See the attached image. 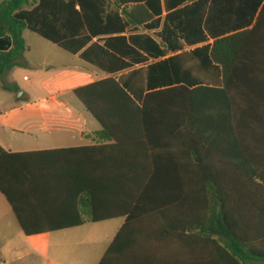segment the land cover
Here are the masks:
<instances>
[{"label": "trees", "instance_id": "trees-1", "mask_svg": "<svg viewBox=\"0 0 264 264\" xmlns=\"http://www.w3.org/2000/svg\"><path fill=\"white\" fill-rule=\"evenodd\" d=\"M31 2H0V36L13 41L0 51V78L24 65L26 29L50 39L40 12L54 10L56 0L26 10ZM160 12V0H147L124 17L109 15L119 35L81 54L112 74L74 90L101 123L100 142L25 152L0 144V191L27 235L83 225L84 215L93 222L124 217L99 264H264L262 22L215 40L211 57L222 67L223 86L151 81L139 104L113 75L148 58L122 33ZM87 42L61 46L76 53ZM151 73L168 82V62L152 64ZM2 87L19 89L5 81ZM50 203L70 221L30 219Z\"/></svg>", "mask_w": 264, "mask_h": 264}, {"label": "crops", "instance_id": "crops-1", "mask_svg": "<svg viewBox=\"0 0 264 264\" xmlns=\"http://www.w3.org/2000/svg\"><path fill=\"white\" fill-rule=\"evenodd\" d=\"M146 1L56 0L54 10L49 8L47 12H40L42 21L48 26L50 39L26 29L24 37L28 50L24 55V65L15 66L0 78V88L14 94L13 104L17 99L28 96L44 104L28 113H20L21 108L18 107L0 112V144L6 150L39 151L92 146L100 142L96 134L103 128L101 123L78 99L74 90L112 74L85 60L81 54L95 43L107 47L106 42L119 35L117 30H112L106 17L113 13L124 17L126 9L146 4ZM39 4L40 0H32L25 9L35 11ZM160 9L161 12L154 19L143 25L128 27L122 33L132 46L148 58L145 64H136L113 75L139 104L151 88V81L155 83L153 87L189 80L195 84L223 86L222 67L211 57L215 40L250 30L259 21L262 22L260 45L264 54V0H160ZM86 38H90V42L84 43V48L76 53L61 46V43H68L70 47H79ZM12 46L10 36H0V51H9ZM164 61L168 62L170 78L168 82L157 83L161 78L152 75L151 65ZM26 71L30 75L24 73ZM3 81L17 85L19 89L6 90L2 87ZM75 98L81 102L83 109L76 106L79 114L73 120H64L59 111L68 110ZM50 101L58 103L51 104ZM60 208L57 203L43 204L38 211L30 213V219L47 224L70 221ZM87 216L84 215V224L80 226L27 235L0 191V219H16L32 246V250L19 251L13 258L15 260L32 258L44 264H69L75 251H71L67 240L82 231ZM113 220L120 222L111 232L107 247L92 264H99L126 219L120 217L94 222ZM94 240L91 244H95ZM82 260L84 264H90L85 262L86 257H82Z\"/></svg>", "mask_w": 264, "mask_h": 264}, {"label": "rangeland", "instance_id": "rangeland-1", "mask_svg": "<svg viewBox=\"0 0 264 264\" xmlns=\"http://www.w3.org/2000/svg\"><path fill=\"white\" fill-rule=\"evenodd\" d=\"M24 73L30 75L28 71ZM12 95L14 94L0 88V112L3 113L6 110L18 107L21 108L20 113H28L35 109V107L44 104L30 96L24 99H17L16 104H13ZM49 103L57 104L58 102L50 101ZM76 106L83 109L81 102L75 98L68 110L62 109V111H59L62 118L64 120H73L79 114ZM88 218L87 216L86 225L82 231L79 234L70 236L67 240L71 251H75V254L70 258L69 264H84L82 257H86L85 262H89L90 264L98 260L100 254H102L108 245L111 232L120 222V220H113L104 223H94ZM93 239H95V244H91ZM25 250H32V246L28 237L22 232L18 221L16 219H0V264H44L43 261L32 258H27L24 261L13 259L19 251Z\"/></svg>", "mask_w": 264, "mask_h": 264}]
</instances>
